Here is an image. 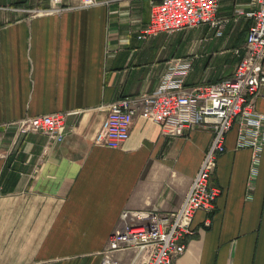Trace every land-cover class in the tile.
Masks as SVG:
<instances>
[{"label":"crops","instance_id":"1","mask_svg":"<svg viewBox=\"0 0 264 264\" xmlns=\"http://www.w3.org/2000/svg\"><path fill=\"white\" fill-rule=\"evenodd\" d=\"M96 2L63 0L66 10L35 16L50 0H0V264H102L125 211L179 210L213 131L171 136L136 117L127 142L112 149L99 143L103 107L155 93L177 58L196 56L190 89L197 69L204 85L232 79L252 24L235 14L253 10L252 0H221L219 16L230 19L222 37L206 25L143 40L151 0ZM253 103L264 112V99ZM54 113L68 115L60 141L19 128ZM225 147L210 183L216 202L196 212L174 264H264V150L248 190L252 152L237 148L236 127ZM134 255L113 257L131 264Z\"/></svg>","mask_w":264,"mask_h":264},{"label":"built area","instance_id":"2","mask_svg":"<svg viewBox=\"0 0 264 264\" xmlns=\"http://www.w3.org/2000/svg\"><path fill=\"white\" fill-rule=\"evenodd\" d=\"M221 0H151V19L140 38L148 40L162 33H177L210 26L222 37L228 18L219 16ZM63 0H50L46 9H34L36 15L66 10ZM96 0H81L80 8L96 5ZM253 10L237 9L236 21L245 16L252 21L245 45L236 50L240 60L232 79L195 87H186L196 56L173 59L155 93L122 97L105 108L107 118L99 137L100 145L118 149L130 137L136 117L159 124L165 134L183 136L186 131L206 128L213 139L200 169L181 206L175 212H130L121 216L122 226L110 236L102 264H121L115 252L133 251L131 264H174L185 251L187 236L194 235V216L214 206L219 190L211 179L218 157L226 152L229 131L237 128V148L250 149L251 166L248 190L259 174L264 150V112L254 107V99H264V0H252ZM68 115L54 113L23 119L19 128L24 132L42 133L51 141L66 135ZM248 198L251 193L248 192ZM142 230V233L136 232Z\"/></svg>","mask_w":264,"mask_h":264},{"label":"rangeland","instance_id":"3","mask_svg":"<svg viewBox=\"0 0 264 264\" xmlns=\"http://www.w3.org/2000/svg\"><path fill=\"white\" fill-rule=\"evenodd\" d=\"M236 54V52H235ZM236 56L238 57V55L236 54ZM195 75V79H198V82L194 83V84H191L192 86H195V87H199V86H203L204 84L203 83H200L201 79H204L202 77H204V72L201 70V69H197V71L195 73H193ZM217 74L216 73H213V75ZM212 76H209V77H213ZM209 77L206 78L205 80L207 81V79L209 80ZM214 78V77H213ZM215 79H218V78H215Z\"/></svg>","mask_w":264,"mask_h":264},{"label":"bare ground","instance_id":"4","mask_svg":"<svg viewBox=\"0 0 264 264\" xmlns=\"http://www.w3.org/2000/svg\"><path fill=\"white\" fill-rule=\"evenodd\" d=\"M136 232H138V233H142V230H137Z\"/></svg>","mask_w":264,"mask_h":264}]
</instances>
